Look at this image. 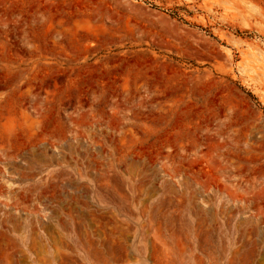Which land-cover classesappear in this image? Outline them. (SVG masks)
Segmentation results:
<instances>
[{
	"label": "rangeland",
	"instance_id": "1",
	"mask_svg": "<svg viewBox=\"0 0 264 264\" xmlns=\"http://www.w3.org/2000/svg\"><path fill=\"white\" fill-rule=\"evenodd\" d=\"M0 264H264V0H0Z\"/></svg>",
	"mask_w": 264,
	"mask_h": 264
},
{
	"label": "trees",
	"instance_id": "2",
	"mask_svg": "<svg viewBox=\"0 0 264 264\" xmlns=\"http://www.w3.org/2000/svg\"><path fill=\"white\" fill-rule=\"evenodd\" d=\"M171 16H172L173 18L179 19V21H182V22L185 23V21L179 17V14H178L177 12H172V13H171ZM185 24H187V23H185ZM238 34H240V33H238Z\"/></svg>",
	"mask_w": 264,
	"mask_h": 264
}]
</instances>
